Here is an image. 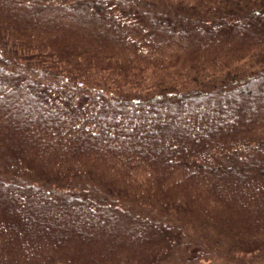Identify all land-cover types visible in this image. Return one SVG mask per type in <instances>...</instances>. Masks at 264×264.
<instances>
[{
	"label": "trees",
	"instance_id": "1",
	"mask_svg": "<svg viewBox=\"0 0 264 264\" xmlns=\"http://www.w3.org/2000/svg\"><path fill=\"white\" fill-rule=\"evenodd\" d=\"M258 87L264 0H0V264H264Z\"/></svg>",
	"mask_w": 264,
	"mask_h": 264
},
{
	"label": "rangeland",
	"instance_id": "2",
	"mask_svg": "<svg viewBox=\"0 0 264 264\" xmlns=\"http://www.w3.org/2000/svg\"><path fill=\"white\" fill-rule=\"evenodd\" d=\"M256 90H258V92H257V96L258 95H263V93H264V88L263 87H258V88H255ZM229 103V102H228ZM231 104H229V105H235V104H240V103H244V101H241V100H232L231 102H230ZM213 111H215V109L214 110H212V112Z\"/></svg>",
	"mask_w": 264,
	"mask_h": 264
}]
</instances>
